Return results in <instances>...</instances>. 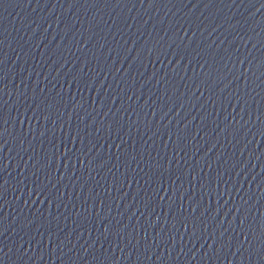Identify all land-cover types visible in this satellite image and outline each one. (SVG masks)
<instances>
[{
    "label": "water",
    "instance_id": "obj_1",
    "mask_svg": "<svg viewBox=\"0 0 264 264\" xmlns=\"http://www.w3.org/2000/svg\"><path fill=\"white\" fill-rule=\"evenodd\" d=\"M0 264H264V0H0Z\"/></svg>",
    "mask_w": 264,
    "mask_h": 264
}]
</instances>
